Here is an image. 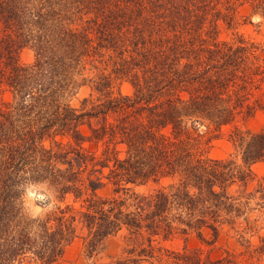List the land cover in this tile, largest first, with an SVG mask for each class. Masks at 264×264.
Wrapping results in <instances>:
<instances>
[{
  "label": "trees",
  "instance_id": "obj_1",
  "mask_svg": "<svg viewBox=\"0 0 264 264\" xmlns=\"http://www.w3.org/2000/svg\"><path fill=\"white\" fill-rule=\"evenodd\" d=\"M236 1L0 0V92L11 94L0 104V264H59L78 236L92 256L122 230L125 256L109 264H203L197 252L162 242L233 227L248 206L252 165L264 160V129L236 128L229 157L201 153L211 139L202 125L221 128L255 107L246 73L258 56L215 40ZM27 47L34 60L21 63ZM87 63L98 70L99 96L78 109L69 97ZM124 78L133 92L114 94L113 81ZM86 141L103 144L101 154H87ZM165 178L152 192L135 190ZM40 183L60 200L90 197L32 217L23 194ZM109 184L111 195H99ZM260 191L264 198V183Z\"/></svg>",
  "mask_w": 264,
  "mask_h": 264
},
{
  "label": "rangeland",
  "instance_id": "obj_2",
  "mask_svg": "<svg viewBox=\"0 0 264 264\" xmlns=\"http://www.w3.org/2000/svg\"><path fill=\"white\" fill-rule=\"evenodd\" d=\"M235 9L232 12L233 19L218 21V31L215 40L234 43V46H252V49L258 59L251 58L248 61L247 75L251 77L250 85L252 95L249 102L255 104L254 110L250 113L243 112L238 114L231 124L223 125L221 128H215L213 125H202L200 130L206 133V138H211L203 146L201 153L211 158H226L235 154V148L232 140V134L238 128L244 133L259 132L264 129V69L258 70V65L264 68V0H238L235 3ZM250 52V51H249ZM34 60V51L27 47L19 54L21 63H31ZM98 70L91 69L87 63L86 68L77 76L81 85L69 97V103L78 109H87L84 105L86 99L95 101L99 92L95 91L94 85ZM112 92L114 94H131L133 86L128 79H116L113 81ZM11 98L10 92H0V104ZM90 104V103H89ZM88 104V105H89ZM85 134L89 133L86 124L81 126ZM57 140L67 143L68 136H58ZM52 139L44 140L43 144L47 147L54 145ZM83 146L90 152L101 154L103 144L94 146L90 142H84ZM122 150L120 156L124 155V146L119 145ZM253 176L249 179L246 186V193L250 194L248 206L243 216L236 220L232 226L225 225L218 238H215L211 230L205 229L200 237L196 232L191 231L188 235H177L173 239L162 242L166 247L184 252H197L200 255L203 264H264V198L261 190V183H264V160L252 165ZM107 172V169H105ZM88 174V171H87ZM170 178H165L161 183H149L136 186L135 190L140 193H149L153 190L168 184ZM263 181V182H262ZM112 185L99 190V195L109 196L112 193ZM242 190L244 187L233 185L231 192ZM30 193H35L31 196ZM90 194L87 191L80 198H75L69 194L64 200L56 197L53 189L46 183L29 184L23 194L24 206L26 212L32 216H41L58 206L65 207L72 205L80 208L85 203ZM246 197L243 198L245 200ZM79 235L84 232L79 230ZM127 233L125 230L107 237L98 251L92 256L88 255L83 240L80 236L74 239L64 251V255L59 264H109L120 257L125 256L128 247ZM15 264H40L32 257ZM143 264H151L144 262Z\"/></svg>",
  "mask_w": 264,
  "mask_h": 264
},
{
  "label": "clouds",
  "instance_id": "obj_3",
  "mask_svg": "<svg viewBox=\"0 0 264 264\" xmlns=\"http://www.w3.org/2000/svg\"><path fill=\"white\" fill-rule=\"evenodd\" d=\"M31 196H35V193H30Z\"/></svg>",
  "mask_w": 264,
  "mask_h": 264
}]
</instances>
